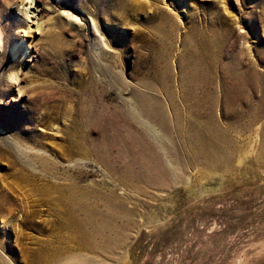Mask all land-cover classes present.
Masks as SVG:
<instances>
[{"label": "rangeland", "instance_id": "rangeland-1", "mask_svg": "<svg viewBox=\"0 0 264 264\" xmlns=\"http://www.w3.org/2000/svg\"><path fill=\"white\" fill-rule=\"evenodd\" d=\"M0 29V264H264V0H0Z\"/></svg>", "mask_w": 264, "mask_h": 264}, {"label": "bare ground", "instance_id": "bare-ground-1", "mask_svg": "<svg viewBox=\"0 0 264 264\" xmlns=\"http://www.w3.org/2000/svg\"><path fill=\"white\" fill-rule=\"evenodd\" d=\"M138 4V3H137ZM140 7H141V5H140ZM28 10H26V12H27ZM28 13V12H27ZM26 13V14H27ZM165 21H166V17H163V19H162V22L158 25V29L160 30V31H163V32H165L166 33V30H165ZM2 31H1V29H0V46L2 45V43H3V39H2V33H1ZM16 41V40H15ZM200 42H201V45L204 47V45L206 44V42H207V40L205 39V38H203V37H201V39H200ZM20 47V45H19V41H16L15 42V44L13 45V52L15 53L16 52V50L18 49ZM204 48H206V46L204 47ZM18 52V51H17ZM16 52V53H17ZM198 57V60H200V63L201 64H203L204 63V61H203V56H204V52L201 54V55H197ZM201 59H202V61H201ZM206 62V61H205ZM194 71V73H195V75L197 76V73L198 72H195V70H193ZM244 74V76L245 77H243L244 79H242L241 80V82L242 81H244L245 83H247V82H252L253 80H256L255 78H257V75H255V74H253V72L251 71V70H248V71H246V72H244L243 73ZM261 78H262V81L264 82V77L263 76H261ZM12 81L13 80H18V78H17V75L16 74H14V75H12V79H11ZM258 81V80H257ZM261 81V80H260ZM261 81V82H262ZM240 82V81H239ZM20 92L22 91V90H19ZM257 108H263L264 109V99H261L260 100V102L258 103V106H257Z\"/></svg>", "mask_w": 264, "mask_h": 264}, {"label": "snow or ice", "instance_id": "snow-or-ice-1", "mask_svg": "<svg viewBox=\"0 0 264 264\" xmlns=\"http://www.w3.org/2000/svg\"><path fill=\"white\" fill-rule=\"evenodd\" d=\"M27 3L31 4L32 3V0H27Z\"/></svg>", "mask_w": 264, "mask_h": 264}]
</instances>
